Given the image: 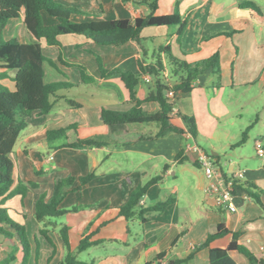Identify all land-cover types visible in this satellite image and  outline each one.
I'll use <instances>...</instances> for the list:
<instances>
[{"label": "crops", "instance_id": "1", "mask_svg": "<svg viewBox=\"0 0 264 264\" xmlns=\"http://www.w3.org/2000/svg\"><path fill=\"white\" fill-rule=\"evenodd\" d=\"M178 1L182 30L179 31L178 25L145 27L140 32L142 47L132 40L121 45H99L71 33L58 36L60 47L40 40L46 57L44 81L70 86L62 87L51 98L53 105L47 114H30L11 152L13 188L23 184L26 189L23 194L14 193L8 197L3 206L10 218L25 228L29 242L27 264H62L67 249L59 229L63 225L69 228V247L75 251L79 239L97 224L110 220L116 208L127 201L130 192L152 178L150 171L157 169L161 180L148 188L140 205L148 207L168 197L174 198V202L161 213L148 214L143 223L133 217L117 219L100 228L90 238L100 242L78 251L77 260L86 264H168L193 254L181 264H209L208 249L197 247L208 234L216 231L219 223H223L231 232L239 233L237 243L264 261V159L256 162L252 155L242 151L248 131L243 143L236 139L237 134L242 135L247 127L256 124L264 143V0ZM175 2L156 0L155 14L172 13ZM246 2H252L255 9L246 7ZM64 3L82 12L72 16L76 22L134 20L149 13L143 0H67ZM42 17L46 24L56 23L55 18L45 13ZM23 20L22 9L18 18L8 20L2 28L13 27V35L1 33L2 38L33 42ZM165 46L174 57L189 65L215 52L218 54L220 72L215 74L211 68L205 69L194 78L189 92H178L173 99L174 112L194 119L196 138L188 133H167L153 138L159 129L158 122L105 125L101 119L102 109L125 112L132 102L119 75L102 76L100 66L105 70L118 68L139 74L138 61L149 63L157 53L166 64L164 52H159ZM76 65L83 66L93 81L83 82ZM2 72L0 85L14 90L16 70L5 69L0 60ZM146 76H140L136 87V96L141 100L153 88L152 79L146 81ZM164 76L169 85L176 82L168 75V70ZM68 99L79 107L70 106ZM141 107L144 111L155 112L158 104L143 102ZM247 114L250 125L244 130L238 127V132H233L235 121L241 122ZM71 124L76 129L67 132V141L93 137L100 138L104 144L76 149L58 147L64 139L51 144L45 141L47 131ZM173 124L183 127L180 120ZM182 138L192 139L194 143L182 146ZM201 140L209 145L211 163L224 177L237 170L243 171L244 177L238 185L255 186L260 203L238 187L234 191L235 212L217 207L206 196L204 188L208 179L197 161L198 152L189 150L197 146L205 152L197 143ZM178 151H183L187 161L181 164L175 161ZM226 156L228 160L223 161ZM88 173H94L95 177L80 186L78 177ZM68 176L74 181L59 207L69 212L37 221L34 215L36 200L40 196L50 199L55 181ZM169 179L171 184L165 185ZM40 228L46 230L47 238L40 234ZM229 240V236L221 238L216 245L224 246ZM0 241L1 262L9 244L7 240L0 238ZM13 241L17 244L15 238ZM159 254L164 256L156 262ZM230 256L235 264H247L246 258L237 251L230 252ZM21 258L18 248L9 264H20Z\"/></svg>", "mask_w": 264, "mask_h": 264}, {"label": "trees", "instance_id": "2", "mask_svg": "<svg viewBox=\"0 0 264 264\" xmlns=\"http://www.w3.org/2000/svg\"><path fill=\"white\" fill-rule=\"evenodd\" d=\"M65 1L67 0H0V60L2 61V67L5 69L16 70L14 90L10 91L0 85V238L4 241L7 240L9 244L7 254L0 264H9L15 258V252L18 248L22 252L20 264H27L29 256V242L24 226L10 218L7 208L3 206L8 197L14 193L23 194L26 189L23 184H18L13 188L15 179L14 164L10 157L11 152L20 133L26 127L27 118L30 114L33 112L47 114L53 105L51 98L55 97L57 91L62 87L70 86V84L63 82L46 83L44 81L43 63L46 61V57L42 52L40 40H44L47 45L60 47L58 36L71 33L82 35L99 45H121L132 40L142 47L140 32L143 28L148 26L178 25L180 31L183 26L178 9V0H176L174 10L170 14L156 15V0H143L149 9V13L145 16L137 17L134 20L116 19L83 22L72 20L73 15H78L82 12L75 7L66 5ZM244 5L255 9L252 2H246ZM22 9L24 12V25L34 38V41L22 43L16 38L4 40L1 36L2 28L8 20L18 18ZM42 13L55 18L56 23H44ZM159 52H164L166 64L163 63L161 55L157 53L149 63L144 64L143 61H138L139 74L118 68L105 70L100 66L102 76L119 75L127 91L128 99L132 102L131 108L125 112L102 109L101 119L105 125L158 122L159 129L153 138L161 137L167 133L178 135L188 133L191 137L196 138L197 130L194 119L174 112V100L169 101L165 93L167 90H172L175 96L178 92H189L192 89L194 78L207 68H211L213 73L218 74L220 72L218 54L215 52L208 58L189 65L174 57L168 46L160 48ZM76 67L80 71L83 82L89 83L93 81V77L86 74L83 66L76 65ZM167 70L168 75L176 79V82L172 85L165 81L164 72ZM142 74L149 75L153 82L152 90L148 92L143 100L136 96V87ZM0 76H3V72L0 73ZM66 101L72 107H79V104L73 100L68 99ZM150 101L158 104V109L155 112L144 111L141 107L143 102ZM175 120H180L183 127L173 124ZM75 129V125L71 124L66 128L49 130L46 132L45 141L51 144L64 139L58 147L76 149L100 147L104 144V141L100 138L93 137H77L73 141H67V132ZM248 129L249 127L242 132L239 143L245 141ZM174 159L178 164L187 161L183 151H178ZM94 177V173L78 177L79 185L88 183ZM160 180L161 174H157L144 184L137 185L130 192L127 201L116 208V213L110 220L97 224L92 231L85 233L79 239L75 251H72L69 247L67 233L69 228L63 225L59 229V233L67 252L62 264H86L77 260L76 253L100 242L90 238L100 228L105 227L109 223L117 219L129 220L133 217L139 218L143 223L146 221L148 214L163 212L166 207L174 202V198L168 197L148 207L140 205V200L148 188ZM73 181L74 178L71 176L56 180L50 199L44 200V197L40 196L36 200L34 215L37 221L41 222L45 218L59 217L69 212V210L60 208L59 204L70 190ZM30 185L33 186L34 184L31 183ZM237 187L245 191L255 202L260 203L259 195L255 192V186L244 183L243 185H237ZM39 232L47 238L45 229L40 228ZM238 235V232H231L223 223H219L216 231L208 234L204 242L197 248L205 247L208 249L209 264H235L230 256L232 251L242 254L246 258L247 264H264L262 259H258L246 247L237 243ZM228 236L230 240L226 245H216L217 240ZM14 238L17 240V244L13 241ZM192 255L190 254L183 260L169 261L168 264L184 263L191 259ZM163 256V254L157 255L155 261L159 262Z\"/></svg>", "mask_w": 264, "mask_h": 264}, {"label": "built area", "instance_id": "3", "mask_svg": "<svg viewBox=\"0 0 264 264\" xmlns=\"http://www.w3.org/2000/svg\"><path fill=\"white\" fill-rule=\"evenodd\" d=\"M149 80L150 76L147 75L146 81ZM165 94L169 101L174 99V92L172 90H167ZM254 149L256 155L264 159V143L262 140H255ZM189 150L198 152L197 161L202 165L204 175L208 179V183L204 188L206 196L211 198L217 207L224 208L229 212L237 211L234 202V191L244 177L243 171L237 170L226 178L213 166L206 152L198 150L197 146H193Z\"/></svg>", "mask_w": 264, "mask_h": 264}, {"label": "rangeland", "instance_id": "4", "mask_svg": "<svg viewBox=\"0 0 264 264\" xmlns=\"http://www.w3.org/2000/svg\"><path fill=\"white\" fill-rule=\"evenodd\" d=\"M17 27V26H16ZM10 28V27H9ZM20 27L18 26L17 29H19ZM8 29V28H7ZM3 35H6L7 33H9V35H13V27H11L10 29L8 30H2ZM11 39V38H10ZM249 117H250V114H249ZM254 117V116H253ZM248 114L245 115L243 117V119L241 120V122H236V126H235V131L233 132H238V127L239 129L241 130H244L247 126H249L250 122H248ZM250 119V118H249ZM253 119V118H252ZM250 121H253V120H250ZM241 123V125H239ZM258 128L259 126L258 125H254L252 127H250L248 129V137L246 139V142L243 144V152L244 153H248L249 155H252L253 156V159L258 162L259 160H261L262 158L258 157L255 153V149H254V143H255V140H261V135L259 136V133H258ZM241 132V131H239ZM179 138V137H178ZM261 138V139H260ZM236 139H241V133L240 134H237L236 136ZM181 141V144L182 146L185 145V143H190V144H193L194 141L192 139H180ZM197 143L205 150V152L207 154H210L211 153V149L209 148V145L206 143V142H203L202 140L201 141H197ZM150 146V145H149ZM229 153V151H227ZM36 156H38L40 159H43V156L42 155H39V153H35ZM11 159H13L12 156H10ZM228 160V157L226 156V158L223 159V161H227ZM222 161V163H223ZM242 167V166H241ZM161 169V168H160ZM234 169H237V167H235ZM152 177L159 174L160 173V170H153L152 172L150 171ZM171 179H169L168 181H166L165 185H170L171 184ZM147 182V181H146ZM194 183L196 184V180L194 181ZM199 193L201 194L202 192L199 191Z\"/></svg>", "mask_w": 264, "mask_h": 264}]
</instances>
